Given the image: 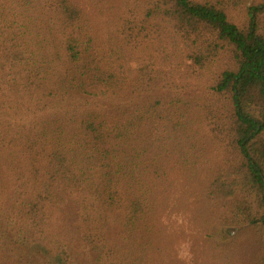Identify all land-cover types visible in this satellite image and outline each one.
Masks as SVG:
<instances>
[{
  "label": "trees",
  "instance_id": "16d2710c",
  "mask_svg": "<svg viewBox=\"0 0 264 264\" xmlns=\"http://www.w3.org/2000/svg\"><path fill=\"white\" fill-rule=\"evenodd\" d=\"M113 2L0 0V264H19L33 247L68 256L73 242L106 264L108 237L115 250L138 251L132 264H146L163 213L197 181L208 219L214 225L222 202L218 224L253 228L264 264V39L256 31L264 4L248 9L244 32L223 0H124L120 15ZM111 22L113 31L101 32ZM163 26L200 70L223 44L233 48L236 69L221 73L211 94L221 111L209 103L189 113L181 99L154 95L157 71L129 69V53ZM214 143L234 165L215 180L214 161L203 160ZM185 167L208 174L185 177Z\"/></svg>",
  "mask_w": 264,
  "mask_h": 264
},
{
  "label": "rangeland",
  "instance_id": "374dc122",
  "mask_svg": "<svg viewBox=\"0 0 264 264\" xmlns=\"http://www.w3.org/2000/svg\"><path fill=\"white\" fill-rule=\"evenodd\" d=\"M118 9L116 15L123 14L124 9L120 10L124 0H116ZM114 0L113 7L116 3ZM196 3L210 1L216 3L218 0H193ZM84 3V1H83ZM226 14L231 23L235 24L240 30L246 32L248 27V9L253 5L264 4V0H223ZM89 14L93 13V8L85 5ZM113 22L108 26H99L102 29L113 31ZM106 28V29H104ZM257 34L264 39V13L257 19ZM233 48L223 44L222 49L214 55V59L208 61L205 69L200 70L192 63V49L181 41L179 35L169 26H163L159 35H154L141 47H135L132 53H129V69L135 75L138 68L150 66L152 70L157 71V75L163 78L162 83L157 84L153 91L154 95H161L164 99H181L187 106L185 110L202 109L209 103H214V111L219 112L223 108V102L220 103L218 97L212 91L219 80L221 73L227 70H235ZM128 71L126 76H128ZM162 85V86H160ZM210 101V102H209ZM199 102V105H194ZM189 110V113H190ZM229 111L224 108L222 117H225ZM192 143L201 144V136L192 140ZM203 152V160L211 158L214 162L211 171L214 170V180L218 176L216 170L222 169L224 173L234 166L232 165V156L225 153L217 143L206 145ZM184 153L173 155V157H184ZM191 155V152L188 154ZM202 160V162H203ZM201 162V163H202ZM202 165V164H201ZM200 165V166H201ZM207 170V169H206ZM192 173L186 167L180 174L185 177L203 178L208 173H204L203 168H193ZM226 185L230 181L224 178ZM194 189L182 188L174 196V200L163 213L159 222L160 231L158 239L153 241V249L156 254H152L146 264H260L261 239L256 236L255 230L245 224L237 226L219 225L222 217L227 213L222 202H215L219 205V210L214 207V225L208 219L205 206L201 201L203 192L201 187ZM201 185V181H200ZM202 193V195H201ZM193 195V200L187 201L189 195ZM257 197L252 195L250 206L254 212H259ZM253 236V237H252ZM251 238L254 241H251ZM110 237H108L107 249L109 255L105 256L106 264H132L137 256V250L124 246L118 250ZM78 242L68 245V256L43 250L40 247L29 249L19 264H93L95 256L81 248ZM152 251V252H154ZM258 251V252H257ZM260 258V260H259Z\"/></svg>",
  "mask_w": 264,
  "mask_h": 264
}]
</instances>
